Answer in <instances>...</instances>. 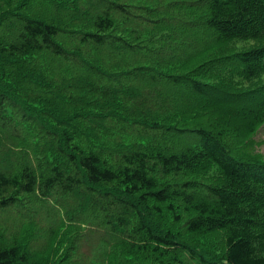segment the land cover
I'll return each instance as SVG.
<instances>
[{"label": "trees", "instance_id": "16d2710c", "mask_svg": "<svg viewBox=\"0 0 264 264\" xmlns=\"http://www.w3.org/2000/svg\"><path fill=\"white\" fill-rule=\"evenodd\" d=\"M262 124L264 0H0V209L52 199L59 260L264 264Z\"/></svg>", "mask_w": 264, "mask_h": 264}, {"label": "rangeland", "instance_id": "374dc122", "mask_svg": "<svg viewBox=\"0 0 264 264\" xmlns=\"http://www.w3.org/2000/svg\"><path fill=\"white\" fill-rule=\"evenodd\" d=\"M4 1H11L12 6H14L22 0ZM80 7L82 8L83 5L81 4ZM252 141L254 153L264 155V124L257 129ZM3 142V150L9 146L13 148L11 139H3ZM1 152L0 150V155ZM29 156L32 157V154L30 153ZM22 202V206L11 205L6 209H0V234L5 238H9L13 235L24 233L25 243L30 245L31 250L41 252L43 256L41 258L48 259L49 264H120L123 257H130L129 253L120 256L121 251L117 246L113 248L102 243H99V246L92 245L82 238V242L77 246L76 252L72 248L75 240L70 242V256L67 261L59 260L69 246L66 243V238L62 235L65 228H59L58 221L62 215L56 213V207L52 206L54 204L52 199L45 201L39 197H31L24 198ZM155 222L164 229L168 226L165 221L155 220ZM187 238L191 239V237ZM117 257L122 258L118 263L114 261V258ZM133 259L138 261V264H150L152 261L148 260V256L142 255H136Z\"/></svg>", "mask_w": 264, "mask_h": 264}]
</instances>
